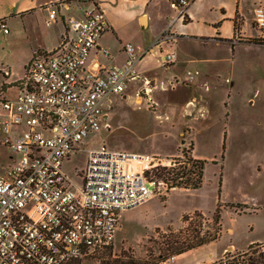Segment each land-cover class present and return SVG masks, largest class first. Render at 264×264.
<instances>
[{"label": "built area", "instance_id": "1", "mask_svg": "<svg viewBox=\"0 0 264 264\" xmlns=\"http://www.w3.org/2000/svg\"><path fill=\"white\" fill-rule=\"evenodd\" d=\"M84 1L93 7L81 17L65 19L61 42L33 53L15 97L0 96L7 132L2 143L17 155L0 174V264H64L112 245L120 213L165 186L151 173L161 161L152 153L88 148L83 167L74 171L76 179L64 170V161L80 148L82 138L100 128L111 98L139 79L137 62L145 52L125 43L124 62L90 67L89 53L108 28L103 9L95 0H51L43 8L48 25L60 9ZM169 2L185 20L190 0ZM252 26L255 39L264 45L262 0H254ZM0 29L8 32L3 18ZM172 38L166 29L151 47ZM176 59L175 51H169L161 56V64ZM15 125L23 129L11 136ZM254 248L264 262V241ZM237 256H242L239 251L229 258Z\"/></svg>", "mask_w": 264, "mask_h": 264}, {"label": "rangeland", "instance_id": "2", "mask_svg": "<svg viewBox=\"0 0 264 264\" xmlns=\"http://www.w3.org/2000/svg\"><path fill=\"white\" fill-rule=\"evenodd\" d=\"M50 2L51 0L44 1L40 6ZM0 18L4 19L8 28L6 33L0 29V64L18 71L27 53L29 38H26L27 34L20 18ZM37 30L45 32L41 27ZM236 45L233 52L228 54L224 48L213 60H201L205 53L193 44L184 46L187 51H193L195 57L200 60L188 63L184 68L183 55L179 67L165 66L157 71H164L160 74L166 77L171 71H186V68L196 66L198 71H206V75L197 74L190 84H179L166 90H153L156 104L153 103L155 101L150 96L151 93L144 87L141 88L140 82L132 81V89L122 96L112 97L109 107L104 110L107 115L103 118L100 128L84 136L80 148L64 161L65 172L76 179L74 171L83 167L88 148L105 146L108 149L137 153H161L173 148L179 137L176 131L187 119V113L184 115L182 112L184 100L195 94L198 101L208 106L206 120L201 117L199 121H195L196 126L201 125L203 131L196 135L194 141L199 151L208 158L205 159L207 164L204 165L202 183L209 198L203 199L202 202L198 196L191 197L176 189L184 187L172 186L163 180L165 186L159 193L120 213L111 246L94 249L84 257L71 259L65 264H99V259L109 250L113 253L131 252L139 258L145 257L151 251L154 255L162 253L166 247L163 242L164 235H167L166 227L171 226L174 229L175 239L180 237L179 230L186 227V224L181 222V216L185 212L177 216L180 209L190 206L196 200V205L203 203L206 213L204 215L211 217L216 204L215 188L218 178L219 182L222 179L224 187L222 199L232 201L229 203L247 204L249 207L228 206L239 214L232 216L228 211H224L221 223L223 227H234V232H224L220 244L216 247L220 249L221 244L229 238L238 245H244L251 239L264 237V45L254 37L242 35L238 36ZM2 76L0 72V77ZM203 79H206L207 87L210 88L200 84ZM9 93L11 96L14 89ZM167 112L169 119H164ZM219 130L226 131V135L223 136L221 132L220 137ZM5 136L7 132L0 119V174L10 161L9 151L1 141ZM192 146L191 139H183V142L179 140L177 154L166 157L157 155L161 160L159 165L170 166L175 157H194ZM169 193L172 194L169 196ZM250 206L257 208L254 212H246L250 210ZM228 207L223 205L222 209ZM241 209L245 213H240ZM125 211H128V214ZM176 216L177 222L171 224L169 221H176ZM193 224L200 225L199 218H195ZM199 228L212 229V222L202 221ZM226 251L231 255L241 250L228 248L223 255ZM162 264H174V261L166 259Z\"/></svg>", "mask_w": 264, "mask_h": 264}, {"label": "crops", "instance_id": "3", "mask_svg": "<svg viewBox=\"0 0 264 264\" xmlns=\"http://www.w3.org/2000/svg\"><path fill=\"white\" fill-rule=\"evenodd\" d=\"M44 1L48 0H0V17L17 16L20 18L24 32L27 34L26 38H29L27 53L22 59L20 70L15 71L11 67L3 66V63L0 64V72L3 75L0 77V87L3 82L5 83V90L0 92V96L4 98L15 97L18 92V85L24 76L26 65L37 49H50L61 42L66 31L65 19L69 16L81 17L86 10L93 7L91 1L71 2L69 6L60 9L57 17L47 25L45 24L47 11L43 6H40ZM262 1L264 2V0ZM95 3H98L101 9H103L107 18L108 28L98 37L96 47L91 49L87 61L88 65L95 69L98 64H120L124 62L127 57L123 49L125 43H130L136 51H145L137 62L140 77L133 81L140 82L141 88L144 87L151 93L150 96L153 101L155 100L152 92L155 89L166 90L170 87L174 88L179 84H190V81L192 82L197 74L201 76L206 75V71H198L196 66L188 67L186 71H171L166 77L161 75L164 71H157V69L165 67L161 64V56L164 53L175 51L177 55L176 61L166 65V67H179L181 65V56L184 55L185 58L182 63H184L183 66L185 68L188 63H196L200 59L213 60L217 58L224 48L228 54L229 52H233L237 46L236 42L239 35L255 38L254 35L256 34V30L252 26L254 0H190L185 11V20L182 17L176 16V11L171 7L169 0H95ZM36 24L37 26H35ZM39 26L45 32L37 30L40 28ZM169 28L172 31L173 38L170 41L160 43L158 46L151 47L161 34ZM189 44H193L196 48H199L200 51L205 53L204 56L198 59L195 57L193 51H187L184 46ZM102 49L107 50L108 54L103 53ZM188 71L192 75L191 79L189 78ZM131 82L129 81L126 84L123 93L134 87L130 86ZM200 84H204L205 88H210L207 87L206 79H203ZM11 89H14V93L10 96L9 92ZM118 96L122 95L113 97ZM221 99L219 100L220 103ZM198 100L195 94L184 100L182 112L184 115L187 113L185 115L187 119L184 120L176 131L179 137L175 141L173 148L161 153L160 151L151 152L152 154L163 155L164 157L174 156L177 154L179 140L191 139L193 141V156L198 159H208L204 153L199 151L197 143L194 141L196 135L201 134L203 131L201 125L196 126L195 121H199L201 117L206 120L205 117L208 111L206 103ZM156 102L153 103L156 104ZM108 107L105 108L107 109ZM104 112L107 115L106 111ZM3 117L4 111L0 108L1 121ZM167 118L169 119L168 112L165 114L164 119ZM22 129L23 126L21 125L12 126L10 135L14 136ZM219 132L220 137H222V131L219 130ZM222 133L223 136L226 135V131ZM16 158L17 155L9 151V164ZM206 164L207 162L205 166ZM221 181L222 179L219 182L218 178L217 187L215 188L217 191L215 207L218 200L232 202L221 198V193L224 191ZM203 183L198 188L176 189L189 194L191 197L198 196L204 202L203 199L209 198V195L207 192H204ZM171 194L169 193L168 195L170 196ZM195 201L190 206L180 209L177 216L179 217L183 212L187 213L195 210L206 214L203 203L200 202L201 205H196ZM230 209L232 208H223L221 218L224 211H228L232 216L239 214ZM126 214H128V211ZM177 216L176 221L171 220L169 222L175 224L178 220ZM224 232L232 234L234 227L229 225L222 226L221 235L218 239L175 255L171 261H174V264H209L221 258L224 251L228 248L244 250L250 244L264 241V237H260L251 239L244 245H238L232 241V238H229L218 249L216 245H218Z\"/></svg>", "mask_w": 264, "mask_h": 264}, {"label": "trees", "instance_id": "4", "mask_svg": "<svg viewBox=\"0 0 264 264\" xmlns=\"http://www.w3.org/2000/svg\"><path fill=\"white\" fill-rule=\"evenodd\" d=\"M4 90L5 83L3 82L0 87V92H3ZM181 142H183V140H181ZM222 148H224V142L222 144ZM205 163V159H195L190 155L185 156V158L182 160L180 157H175L170 166H156L152 169L151 173L156 178H161L172 186L198 188L201 186L203 181V169ZM223 205L227 207H234L236 205L243 206L245 208L249 207L247 204L243 203L234 204L218 200L211 217H206L202 212L197 210L193 211L192 213L187 212L182 214L181 222L186 224V227H182V229L179 230L180 237L178 239L173 237L174 229L171 226H167L165 230V234L167 235H164L163 239L166 247L163 248L162 253L154 255L151 251L145 257L139 258L133 255L131 252L121 251L120 253H113L109 250L105 256L99 259V264H162V262L165 261L169 256L178 255L191 248H195L202 244L216 240L221 235V212ZM250 207L251 208L248 210V212L255 211L257 208L254 206ZM239 212H244V210L241 209ZM195 218H199L200 225L202 224V221L206 223L210 220L212 222V229L201 230L202 228H199V224L197 226L193 224ZM256 244L257 243L250 244L246 249L239 251L242 256L229 259L228 257L230 252L226 251L223 257L209 264H245L246 262L247 264H264L259 253H257V249L254 248ZM252 253H257V255H252Z\"/></svg>", "mask_w": 264, "mask_h": 264}]
</instances>
